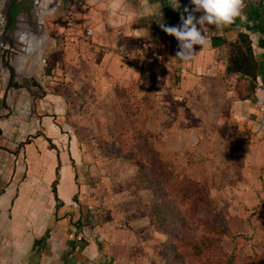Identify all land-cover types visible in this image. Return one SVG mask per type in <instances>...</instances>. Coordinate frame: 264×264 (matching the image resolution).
<instances>
[{"label":"crops","instance_id":"1","mask_svg":"<svg viewBox=\"0 0 264 264\" xmlns=\"http://www.w3.org/2000/svg\"><path fill=\"white\" fill-rule=\"evenodd\" d=\"M43 1L16 9L8 31L18 80L41 87L10 91L9 109L6 86L0 95V264H158L165 237L150 214L130 216L128 225L98 213L107 188L97 192L92 167L100 165L89 159L99 151L94 132L115 108L142 112L151 142L167 143L168 158L196 173L192 181L209 196L246 190L264 204V107L256 91L264 85V1L243 3L222 30L206 25V44L190 60L176 56L179 42L160 27L179 25L190 0H180L179 11L168 0H52L42 15ZM242 33L254 77L227 70L229 45ZM139 50L146 56L128 67L125 57ZM1 57L0 49L7 83ZM117 186V203L144 204L145 190Z\"/></svg>","mask_w":264,"mask_h":264},{"label":"rangeland","instance_id":"2","mask_svg":"<svg viewBox=\"0 0 264 264\" xmlns=\"http://www.w3.org/2000/svg\"><path fill=\"white\" fill-rule=\"evenodd\" d=\"M96 1V4H98L103 0ZM251 1L258 3L264 0H243L244 3ZM71 13L72 11H69L68 16L71 17ZM59 20L56 23L57 25L59 24ZM84 23L88 24V21L84 20ZM5 86L6 83L0 74V95H2ZM115 110L109 111L108 116L106 115L108 120L100 121L102 124L94 132L95 145H98L99 151L93 158L89 159L93 165H100L92 167V177L96 178L94 180L100 184L97 192L104 193L102 187L106 186L107 188V193L103 197L105 205L99 206L101 209L98 210L101 218L109 220L108 222L124 219L123 221H126V224L129 225L131 220L128 217L136 214L140 215L142 212L150 214V203L154 197L150 191H144L145 193L140 197L141 200H144V204L141 203L139 206L133 208L129 206L130 204L124 206L116 202V197L119 196L117 185L130 182L136 171L135 161L138 159L137 156H141L142 161L144 160L143 165L147 168L150 167L149 174L147 175L148 178L153 175L162 184L163 190L159 191V198L162 197L164 201L169 200L176 203L175 206L179 209V214L186 220L183 229L179 230L180 234L176 237L177 239L171 238L170 240L164 234L165 240L162 244L169 246L165 248L169 252L162 257L160 256V259L158 258V264H176L175 262L184 261L183 256L187 258L190 255L193 256L196 253V249L193 248L195 244L190 242L191 238L189 237L195 238V236L200 234L201 230H199L198 219H209L214 215H223L228 218L227 225L231 229V233L223 237L220 245L217 244V248L227 252L223 258L224 261L229 257L230 253L235 257L242 258L243 264H251L248 258H255L257 263L263 261L264 204L262 205V200L260 201L262 198L255 197L250 199L247 197L250 193L246 192V190H213L210 191V201H208L209 199L205 191L201 192V201H197L198 199L194 196L186 200L182 188L186 180L195 179L196 173H190L188 170L184 172V167L179 165L177 160L171 159V157L168 158L166 155L167 147L165 149V145L167 143L164 142V145L160 142L152 143L150 139L152 137L149 136V133L146 132L142 125H136V123L125 124L127 119L123 121V113H119L116 108ZM120 111L123 112L122 109ZM127 115L128 119H130L131 115ZM129 122L131 121L129 120ZM95 126H92L93 129L97 128ZM84 127L89 129L90 125ZM150 144H153L154 150L159 149L161 151V153L159 152V157L156 155L152 156ZM108 147H112L114 155L107 152L106 148ZM117 147H120L123 152L128 151L130 153V160L118 158ZM1 149L6 151V147L3 146L2 142H0ZM14 150H17V148ZM118 159H121L122 163L129 164L128 167L124 169L123 164L118 163ZM103 163L104 165H102ZM118 164L121 166L120 168ZM113 185H115V189L112 187ZM127 187L129 188L128 185ZM252 200H254L253 203L251 202ZM220 224L224 225L225 223L221 221ZM170 247H173V250L171 249L174 251L173 253H171ZM163 249L164 247H162V251ZM201 257L199 258L200 261L202 260ZM187 258L185 261H187Z\"/></svg>","mask_w":264,"mask_h":264},{"label":"trees","instance_id":"3","mask_svg":"<svg viewBox=\"0 0 264 264\" xmlns=\"http://www.w3.org/2000/svg\"><path fill=\"white\" fill-rule=\"evenodd\" d=\"M255 2V1H254ZM244 3V2H243ZM229 51H230V57H229V64L227 67V70L230 73H239L241 75H247V76H255L256 71V62L253 57L252 49L250 40L247 35L240 34L238 36V39L234 42L230 43L229 45ZM139 109V108H138ZM137 109V110H138ZM125 113V116L123 118V121L126 119L125 124H133L136 123V125H142L145 129V115L140 112L136 111L135 109H128L126 111H123ZM131 115L130 119H128V115ZM129 120L131 122H129ZM141 123V124H140ZM105 144V143H104ZM103 144V145H104ZM106 146V144H105ZM150 148L152 151V156L156 155L159 157V153L154 150L153 146L150 144ZM108 153H111L112 155V147L106 148ZM122 149L117 147V157L121 159H129L130 153L128 151H121ZM135 158V157H134ZM138 159L135 161L136 165V171L133 174L129 184L130 186L134 187L136 190H145L152 192L153 200L150 203V215L152 216L153 220L156 222L158 228L164 232L165 235L171 240V238H175L178 236L179 230L183 229L184 223L186 220L179 214V209L175 206L176 203H173L169 200H165L161 197L159 198V191H162V184L158 180V178H154L153 175H151V179L148 178V171L150 167H145L143 165L142 157L137 156ZM152 163V162H151ZM152 166V164H151ZM153 169V168H152ZM153 173V172H152ZM56 185L57 180H55L52 184L53 192L56 194ZM184 191V197L186 200H188L190 197H195L198 199L197 201H201V192L205 191L206 196H208V201H210L209 191L204 186V184H198L190 179L186 180V183L184 187L182 188ZM221 221L225 223L224 225H221ZM228 222L223 216H213L209 219H198V225L199 230H201L200 234L191 238V243L195 244L193 245V248L196 249V253L194 255H190L187 257L183 256L184 261H180L179 263L175 262L176 264H243L242 258L235 257L233 254L230 253L229 257L224 261L223 258L225 257L226 251H222L219 248H217V244L220 245L221 240L223 237L228 236L230 234L229 232V226L227 225ZM189 229V228H188ZM189 242V243H190ZM172 244V243H169ZM172 246V245H170ZM162 247H164L162 251ZM168 245L161 244L160 247V256L166 255L169 251H167L165 248H168ZM173 250V247H170V250ZM171 250V251H172ZM172 251L171 253H173ZM170 253V254H171ZM211 255V256H210ZM176 256V255H174ZM201 257V261L199 258ZM178 258V256H177ZM187 258V261H185ZM248 260L251 261V264H264L263 261L256 262V259L248 258ZM173 262V263H174Z\"/></svg>","mask_w":264,"mask_h":264},{"label":"clouds","instance_id":"4","mask_svg":"<svg viewBox=\"0 0 264 264\" xmlns=\"http://www.w3.org/2000/svg\"><path fill=\"white\" fill-rule=\"evenodd\" d=\"M174 11L181 8L180 0H168ZM191 9L185 7L180 15V24L177 26L160 27L165 33L174 37L178 42L179 51L176 56L181 60H190L194 57L196 46H204L207 41L206 25H214L217 30L233 24L236 18L242 15L243 0H190ZM157 10L162 18L158 4ZM199 13V17H197ZM147 14H154L151 10Z\"/></svg>","mask_w":264,"mask_h":264},{"label":"water","instance_id":"5","mask_svg":"<svg viewBox=\"0 0 264 264\" xmlns=\"http://www.w3.org/2000/svg\"><path fill=\"white\" fill-rule=\"evenodd\" d=\"M16 10V0H9V3L7 5V8L2 12L5 16V26L3 30V41L6 44V47H4L2 50V57L1 60L4 63L5 67L8 69L7 73L9 75L8 81L6 83V88H5V97H4V103L3 106L5 105L6 108H10L9 105H6V102L8 100V94H10V91H17V90H22V89H30L31 87H37L40 88L41 85L37 80H33L32 78L29 77H23L21 76L20 80H18L17 72L15 70L14 65L12 62H10V54L12 53L13 50V42L8 36V31L12 28L16 21V17L14 14V11ZM6 72V70L4 69Z\"/></svg>","mask_w":264,"mask_h":264},{"label":"built area","instance_id":"6","mask_svg":"<svg viewBox=\"0 0 264 264\" xmlns=\"http://www.w3.org/2000/svg\"><path fill=\"white\" fill-rule=\"evenodd\" d=\"M4 26H5V16L0 11V49H3L4 47H6V44L2 38ZM86 35L92 36L93 30L87 29ZM145 56H146V52L144 50H139L138 52H131V54H127V56L125 57V64L128 67H131L134 64V62H133L134 60H136L137 58L142 59ZM41 62L44 64L46 62V59L45 58L41 59ZM256 91L260 92V96L257 98L258 103L261 107H264V85L257 84L256 85Z\"/></svg>","mask_w":264,"mask_h":264},{"label":"flooded vegetation","instance_id":"7","mask_svg":"<svg viewBox=\"0 0 264 264\" xmlns=\"http://www.w3.org/2000/svg\"><path fill=\"white\" fill-rule=\"evenodd\" d=\"M40 0H16V9L19 11L33 10ZM9 3V0H0V11L3 12Z\"/></svg>","mask_w":264,"mask_h":264},{"label":"bare ground","instance_id":"8","mask_svg":"<svg viewBox=\"0 0 264 264\" xmlns=\"http://www.w3.org/2000/svg\"><path fill=\"white\" fill-rule=\"evenodd\" d=\"M45 4V5H44ZM42 7L44 8V6H46L45 7V9L43 10V13H45V12H47V10H49V9H51V7H52V0H45V3H44V1H43V3H42ZM54 7V6H53ZM43 15V14H42ZM42 20V19H41ZM42 22V21H41ZM46 38V37H45ZM46 42V41H45ZM45 46V45H44ZM44 48V47H43ZM36 49H37V47H36ZM34 50V49H33ZM32 50V51H33ZM37 53V52H36ZM37 55V54H36ZM34 56V55H33ZM39 57V56H38Z\"/></svg>","mask_w":264,"mask_h":264}]
</instances>
